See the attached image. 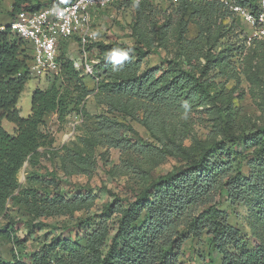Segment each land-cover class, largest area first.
<instances>
[{
	"label": "trees",
	"instance_id": "trees-1",
	"mask_svg": "<svg viewBox=\"0 0 264 264\" xmlns=\"http://www.w3.org/2000/svg\"><path fill=\"white\" fill-rule=\"evenodd\" d=\"M72 1L11 0L4 13L7 22L0 20V23L8 24L20 12ZM234 1L253 12L258 9V0ZM150 4L161 3L118 1L109 7ZM189 5L205 19L216 11L239 18L218 0H180L175 4L177 8ZM67 40L58 43V69L50 76L51 84L32 91L30 114L22 117L17 103L30 78L27 66L32 47L9 27L0 32V239L10 240L18 247L20 241L11 226L14 221L8 205L22 207L31 216L28 224L34 227L46 225L48 218L93 198L91 194L78 192L66 198L57 188V176L53 173L46 181L42 174L34 172L27 177V185H20L17 178L20 168L39 148L55 153L53 139L45 128L47 114H54L59 123L64 122L70 111L83 116L85 100L93 95L104 114L96 116L90 136L100 138L107 147L118 150L134 147L143 152L124 134L127 126L113 117L119 112L141 110V122L158 148L171 153L159 127L198 105L207 104L208 99L214 101L208 88L209 76L215 71L214 57L206 55L205 64L196 73L164 62L140 71L139 58L151 47L147 42L140 39V46L91 42L86 50L95 47L98 56L93 65L97 81L90 89L65 54ZM122 53H127V59L119 63L113 60V56ZM185 102L188 109L184 108ZM3 120L13 124L12 133L4 129ZM182 164L159 175L132 200L115 197L106 204L97 223L82 226L89 227L86 236L52 238L49 244L31 253L19 251L9 259L0 255V264H177L183 243L203 234L208 237L210 249L221 257L220 264H264V247L249 246L241 230L230 224L220 210L223 197L231 205L245 202L251 193L264 200V124L243 135L227 134L207 147L201 145L198 157L187 155ZM243 166L248 168L247 174L243 173ZM111 215L115 220L108 236L106 221ZM88 221L84 219L83 224Z\"/></svg>",
	"mask_w": 264,
	"mask_h": 264
},
{
	"label": "rangeland",
	"instance_id": "rangeland-1",
	"mask_svg": "<svg viewBox=\"0 0 264 264\" xmlns=\"http://www.w3.org/2000/svg\"><path fill=\"white\" fill-rule=\"evenodd\" d=\"M10 2L0 0L2 22H7L4 13ZM207 18L193 6L177 8L167 3L111 6L92 13L90 32L94 37L91 42L140 46L141 39L151 46L148 53L139 58L140 71L164 62L196 73L205 64L206 55L214 57L215 71L208 81L210 97L213 96L214 101L208 99L207 104L198 105L159 127L171 153L158 148L155 138L141 122V110L119 112L113 117L127 126L124 134L143 148V152L134 147L123 150L107 147L100 138L90 136L96 116L104 114L93 95L85 100L86 114L83 116L70 111L64 122L59 123L54 114H47L45 128L53 139L55 153H49L45 147L39 148L38 153L20 168L17 175L20 185H27V177L34 172L42 174L46 181L53 173L57 176V188L66 198L76 192L91 194L93 198L84 205L48 218L46 225L34 227L28 224L31 216L22 207L8 205L14 221L11 226L20 244L18 247L10 240L0 239V255L4 259L19 251L38 250L52 238L86 236L89 227L82 226L97 223L106 204L115 197L132 200L159 175L183 166V157H198L201 145L207 147L227 134L243 135L264 124V42L249 40V26L235 15L224 16L216 11ZM65 54L85 84L93 89L97 81L93 68L98 56L96 48H88L83 55L78 37L72 36L67 40ZM86 64L91 73L86 71ZM49 77L28 79L17 103L20 116L30 114L32 91L46 89L52 81ZM2 125L7 132H13L12 123L3 120ZM242 171L247 174L248 168L243 166ZM220 210L225 212L230 224L241 230L249 246L264 247L263 199L251 193L245 202L231 205L223 197ZM87 218L88 223L83 224ZM114 220L113 215L107 216L108 236ZM220 259L210 249L208 237L203 234L183 243L177 264H220Z\"/></svg>",
	"mask_w": 264,
	"mask_h": 264
},
{
	"label": "built area",
	"instance_id": "built-area-1",
	"mask_svg": "<svg viewBox=\"0 0 264 264\" xmlns=\"http://www.w3.org/2000/svg\"><path fill=\"white\" fill-rule=\"evenodd\" d=\"M118 1L131 3H168L175 5L180 0H73L69 3L50 5L37 11L18 13L8 24L0 23V32L7 27L32 47V58L27 66L30 78H45L56 73L58 43L61 40L77 36L83 55L86 46L91 43L90 32L92 12L103 10ZM235 13L249 26V40L264 41V0H258V9L253 12L234 0H218ZM86 64V71L91 68Z\"/></svg>",
	"mask_w": 264,
	"mask_h": 264
},
{
	"label": "clouds",
	"instance_id": "clouds-1",
	"mask_svg": "<svg viewBox=\"0 0 264 264\" xmlns=\"http://www.w3.org/2000/svg\"><path fill=\"white\" fill-rule=\"evenodd\" d=\"M124 59H127V53H122L120 55H116V56H113V60L116 61V62H122V60ZM184 108L185 109H188L189 108V105L187 102H185L184 104Z\"/></svg>",
	"mask_w": 264,
	"mask_h": 264
}]
</instances>
